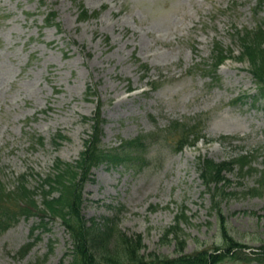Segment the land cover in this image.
Returning a JSON list of instances; mask_svg holds the SVG:
<instances>
[{
  "label": "rangeland",
  "instance_id": "1",
  "mask_svg": "<svg viewBox=\"0 0 264 264\" xmlns=\"http://www.w3.org/2000/svg\"><path fill=\"white\" fill-rule=\"evenodd\" d=\"M44 1L0 0L1 182L13 189L26 179L33 190L39 188V177L52 171L55 157L79 159L90 132L83 117L96 109L87 85L95 84L106 147L138 134L154 136L148 138L150 163L143 169H93L83 187L85 217L111 216L124 205L122 230L141 233L146 253L174 257L182 244L161 239L186 206L182 252L223 247L221 212H210L212 198L199 176L198 159L226 161L253 152L252 167L264 169V99L256 95L249 59L236 61L242 57L240 45L230 30L232 23L252 30L257 0H83L91 12L100 11L87 20L79 19L75 0ZM51 9L62 30L46 24ZM217 38L235 49L236 59L220 67V81L214 83L204 63ZM240 95L243 101L234 102ZM200 116L212 141L178 151V132L170 123ZM28 133L43 135L45 145L31 147ZM59 133L66 138L56 148L53 139ZM251 172L242 177L235 168L225 174L228 195L220 207L236 241L264 246V192L246 193L259 179ZM7 199L0 200L1 207L15 210L16 200ZM37 199L40 203V192ZM31 214L1 227L0 264H68L70 237L62 221L45 216L32 232L41 214ZM30 241L35 244L22 256ZM247 260L227 258L223 264Z\"/></svg>",
  "mask_w": 264,
  "mask_h": 264
},
{
  "label": "trees",
  "instance_id": "2",
  "mask_svg": "<svg viewBox=\"0 0 264 264\" xmlns=\"http://www.w3.org/2000/svg\"><path fill=\"white\" fill-rule=\"evenodd\" d=\"M97 15V14H95ZM89 17L88 10L84 7L81 8L80 18ZM56 12H50L48 22L55 23ZM58 25V23H56ZM262 41V39H260ZM259 48L254 47L249 50L251 58L255 59L254 73H256L260 82V87L264 90V42L259 43ZM231 49H226L220 41H216L213 47V64L212 72L216 74L217 67L227 57ZM96 93V89L89 85L87 94ZM87 120L93 121L92 134L86 139V148L81 154V158L76 162H66L57 158L53 171L46 177H40L39 188L34 187L32 190L26 179L19 182L16 188L12 191L4 190V194L0 189V200H8L13 198L16 200L17 208L15 212L6 211L1 207L3 217L0 221L1 225L16 214L20 212L26 214L27 217L32 215V212L40 213L41 216H49L50 219H60L67 227L70 235L72 248L69 254L72 255V260L68 264H221L228 257L233 258L234 255L229 254L230 249L240 243L236 241L228 232L225 217L220 207L221 199L226 195L224 187L228 184V179L225 176L226 172L234 170L235 167L242 172L241 176L249 173L253 167V156L250 154H240L231 161L217 162L212 158L201 157L198 160V167L204 185L208 189L212 197V205L210 212L215 213L218 210L221 212L222 229L225 252H212L208 249L201 250L194 255L182 254L178 257H166L157 253H146L144 248V237L141 233H127L119 227V222L113 217H105L101 220L96 218L87 219L82 213V205L84 198L82 196V188L86 180L89 178L90 170L93 166L101 163H108L115 165L118 162L126 163H139L143 160L144 148L147 151V143L149 135L140 134L132 139H122L119 147H115L114 151L107 150L102 146V133L103 129L101 123L100 109L93 117ZM197 123V121L195 122ZM174 122L171 124L173 125ZM179 125V124H178ZM174 124L172 129L179 130V149H182L186 144H195L196 140L203 136L202 127L198 130H192L189 124L182 125V129L177 128ZM32 143L43 144L44 138L41 136L32 135ZM136 152V153H135ZM256 171L262 175V180L259 185L250 188L246 193L257 195L264 192V170ZM255 171V172H256ZM0 186L2 183L0 182ZM41 193V202H38L37 194ZM58 194L55 195V193ZM185 207L182 206L181 211L177 213L175 222L164 228L162 241H171L176 239L181 243V249L184 250L183 242L181 239L185 231L182 226L183 220H188L189 216L185 213ZM32 211V212H30ZM1 216V215H0ZM32 243L29 244V246ZM27 249V248H24ZM217 251V250H216ZM26 252L23 251L22 253ZM252 260H256L264 264V247L259 248V251L254 252Z\"/></svg>",
  "mask_w": 264,
  "mask_h": 264
}]
</instances>
